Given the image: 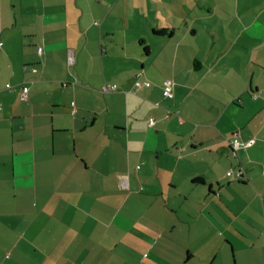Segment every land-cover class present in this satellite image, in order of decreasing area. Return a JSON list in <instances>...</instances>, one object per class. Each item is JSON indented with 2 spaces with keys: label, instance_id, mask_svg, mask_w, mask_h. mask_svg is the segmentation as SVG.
<instances>
[{
  "label": "crops",
  "instance_id": "0c3cea01",
  "mask_svg": "<svg viewBox=\"0 0 264 264\" xmlns=\"http://www.w3.org/2000/svg\"><path fill=\"white\" fill-rule=\"evenodd\" d=\"M0 264H264V0H0Z\"/></svg>",
  "mask_w": 264,
  "mask_h": 264
},
{
  "label": "built area",
  "instance_id": "2783aa9c",
  "mask_svg": "<svg viewBox=\"0 0 264 264\" xmlns=\"http://www.w3.org/2000/svg\"><path fill=\"white\" fill-rule=\"evenodd\" d=\"M39 52H41V49H38ZM145 87H149L150 86V83L147 82L144 84ZM9 87V86H7ZM22 89H26V86H23ZM117 88L116 86H104L102 87L101 89V92L102 93H109V92H113L115 91ZM137 90V88L135 89V91ZM163 96L165 98H171L172 97V83L170 81H166L164 83V86H163ZM22 99H25V96L22 97ZM71 106L73 107L74 104L72 103ZM148 124L150 126H152L154 124V120L153 118H150L148 120ZM253 143V140L247 142V143H243V142H240L239 140L237 139H234L232 142H231V147H232V153L234 154L238 149L240 148H244L246 146H249ZM227 177H229L230 180H233V179H236V180H240L241 177H242V172L241 170H238V172L236 173H233L232 171H229L227 172ZM240 178V179H239Z\"/></svg>",
  "mask_w": 264,
  "mask_h": 264
},
{
  "label": "trees",
  "instance_id": "16d2710c",
  "mask_svg": "<svg viewBox=\"0 0 264 264\" xmlns=\"http://www.w3.org/2000/svg\"><path fill=\"white\" fill-rule=\"evenodd\" d=\"M154 33L156 34V35H166V36H169L170 35V32H168L167 30H159V31H154ZM164 86V85H163ZM135 89L136 88H134L133 89V92L135 93L136 91H135ZM234 139H232V140H228L227 141V143H228V146H229V149H230V153H231V155L232 156H235L236 154H237V152H238V150L233 154L232 153V147H231V142L233 141ZM238 140V139H237ZM251 141V140H250ZM249 142V141H248ZM254 142V141H253ZM243 143H247V142H243ZM253 144V143H252ZM251 144V145H252ZM250 146V145H249ZM248 146H246V147H244V148H240V149H245V148H247ZM229 171H232L233 173H236V172H238V170H229ZM229 171H227V172H229ZM227 172H226V174H227ZM225 174V176H226V178L227 179H229V177H227V175ZM242 178V177H241ZM240 179V178H239ZM230 180V179H229ZM239 181H241V180H239ZM193 184H204L203 182H202V180L200 179V178H197V179H195L194 181H193Z\"/></svg>",
  "mask_w": 264,
  "mask_h": 264
}]
</instances>
